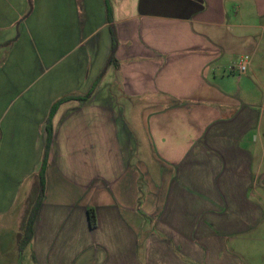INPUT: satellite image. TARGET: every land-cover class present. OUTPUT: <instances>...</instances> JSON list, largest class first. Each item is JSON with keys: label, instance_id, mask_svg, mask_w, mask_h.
<instances>
[{"label": "crops", "instance_id": "obj_1", "mask_svg": "<svg viewBox=\"0 0 264 264\" xmlns=\"http://www.w3.org/2000/svg\"><path fill=\"white\" fill-rule=\"evenodd\" d=\"M110 5L118 71L104 0H0V263L258 264L264 0Z\"/></svg>", "mask_w": 264, "mask_h": 264}, {"label": "trees", "instance_id": "obj_2", "mask_svg": "<svg viewBox=\"0 0 264 264\" xmlns=\"http://www.w3.org/2000/svg\"><path fill=\"white\" fill-rule=\"evenodd\" d=\"M104 4H105V13H106V23L108 24V29H109L110 38H111L110 53H109V56L107 59L106 66L107 67L112 66V67H114L115 71H118V62L115 59V50L117 47V39L115 36L114 27L111 24L112 23V10H111V5H110V0H104ZM56 106L57 105L55 104L51 108L50 115L48 118V122H50L51 116L54 113ZM46 131H47V136L50 137V129L48 128V125L46 128ZM38 179H39V183H38L37 199L35 201L34 206L30 210V212L28 213V216L25 220L23 228L19 234V250L20 251H22V249H24L30 243V241L32 239V233H33L32 227H33L34 220L36 218L38 205L41 202L42 193H43V189H44L42 170L38 175ZM88 216H89L90 225L93 226L95 223V217H94L93 210H88Z\"/></svg>", "mask_w": 264, "mask_h": 264}, {"label": "rangeland", "instance_id": "obj_3", "mask_svg": "<svg viewBox=\"0 0 264 264\" xmlns=\"http://www.w3.org/2000/svg\"><path fill=\"white\" fill-rule=\"evenodd\" d=\"M241 58L239 57H237L236 56V58H233L232 59V65L233 64H236L235 66H234V69H237V65H238V61L240 60ZM245 59V58H244ZM242 60H243V58H242ZM241 60V61H242ZM240 61V62H241ZM240 62H239V64H240ZM260 195H261V199L259 200L261 203H263V205H264V191H260ZM252 236H253V243L254 244H256V246H255V248H256V254H257V256L259 257V260H258V264H264V259H261L260 258V256H262V255H264V220H263V225H262V227L261 228H259L258 229V232L255 234V233H252ZM264 258V257H263ZM18 260H20L19 259V256H18ZM20 263V262H19ZM18 263V264H19ZM0 264H4V263H0Z\"/></svg>", "mask_w": 264, "mask_h": 264}, {"label": "built area", "instance_id": "obj_4", "mask_svg": "<svg viewBox=\"0 0 264 264\" xmlns=\"http://www.w3.org/2000/svg\"><path fill=\"white\" fill-rule=\"evenodd\" d=\"M247 61L246 58L237 65V71L239 74H243L246 71Z\"/></svg>", "mask_w": 264, "mask_h": 264}]
</instances>
